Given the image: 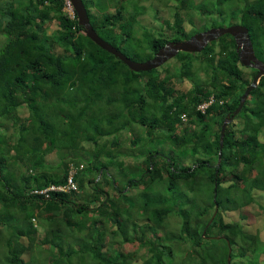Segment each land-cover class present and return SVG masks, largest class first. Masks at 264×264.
<instances>
[{
	"label": "trees",
	"instance_id": "obj_1",
	"mask_svg": "<svg viewBox=\"0 0 264 264\" xmlns=\"http://www.w3.org/2000/svg\"><path fill=\"white\" fill-rule=\"evenodd\" d=\"M82 1L98 36L134 61L240 24L264 63V0H161L173 17L159 20L155 9L156 26L137 20L146 7L140 0ZM63 7L64 0H0L1 264H29L35 249L37 264L50 255L51 264H86V257L227 264L228 255L229 264H264V77L226 127L217 165L222 122L257 73L239 64L234 39L226 34L199 54L179 53L172 70L134 72L90 41ZM136 28L144 31L138 47ZM185 81L191 87L181 92ZM210 96L205 112L196 110ZM63 148L73 156L42 168ZM51 186L67 190L34 193ZM178 216L174 233L163 229Z\"/></svg>",
	"mask_w": 264,
	"mask_h": 264
},
{
	"label": "water",
	"instance_id": "obj_2",
	"mask_svg": "<svg viewBox=\"0 0 264 264\" xmlns=\"http://www.w3.org/2000/svg\"><path fill=\"white\" fill-rule=\"evenodd\" d=\"M70 2L76 12L78 25L82 27L85 36L99 48L116 57L129 70L134 72H147L153 69H157L169 59L174 58L180 52H201L209 43L226 34L230 35L234 39L235 51L238 55L240 65L244 67L254 68L257 73L253 77L251 83L245 89L243 95L240 97V101L236 109L231 114H228L223 120L220 128V143L217 162L218 165L220 161V151L223 145L226 126L231 123L234 117L240 113L248 95L258 85L259 79L264 77V63L258 60L254 54L253 45L248 34V29L243 25H231L229 27L211 28L204 32L196 33L189 39L184 41L168 42L163 47H161L151 59L137 62L123 55L119 50H117L115 47L98 36L89 22V18L87 16L86 9L82 3V0H70ZM229 262L230 256L228 255L227 263L229 264Z\"/></svg>",
	"mask_w": 264,
	"mask_h": 264
},
{
	"label": "rangeland",
	"instance_id": "obj_3",
	"mask_svg": "<svg viewBox=\"0 0 264 264\" xmlns=\"http://www.w3.org/2000/svg\"><path fill=\"white\" fill-rule=\"evenodd\" d=\"M99 1H103V0H99ZM124 2H126L127 4H128V6H130L131 5V3L129 2V0H123ZM137 5H140L139 7H143V6H146L145 7V13L144 14H142V15H137V20L140 22V23H142V24H145V25H148V26H156V25H158V23H157V21L158 20H156V19H154L153 17H152V13L151 12H154V10L156 9L157 10V12H158V14H157V18L159 19V20H162V19H172V12H171V10L167 7V6H163L162 4H161V0H140L139 2H138V4ZM106 6V5H105ZM153 16H154V13H153ZM195 23H196V25L199 27V26H201V24H200V17H198V18H196L195 19ZM184 28H185V30L186 31H188L189 29H190V25H189V23L187 22V21H185L184 22ZM146 27V26H145ZM147 28V27H146ZM143 33H144V31L142 30V29H140V28H136L135 29V32H134V36L136 37V39H137V43H136V45H135V47H138L139 45H140V43H139V41H141L142 40V37H143ZM262 42H264V36H262V40H261ZM1 42V41H0ZM171 63V64H170ZM170 64V70H172L176 65H177V63H176V61L175 60H173V59H171V60H169L167 63H165L164 65L167 67L168 65ZM249 71L248 70H246L245 72H244V75H245V78L246 79H249ZM251 78V77H250ZM252 79V78H251ZM187 88H188V85H184L183 87H181L180 89V91L181 92H186V91H188L187 90ZM68 101H70V100H68ZM59 103H61V105L63 106V108L65 109V111H67L68 109H69V112H70V110H71V105H68L67 103H66V101L63 99H60L59 100ZM113 106V105H112ZM114 109V106L113 107H110L109 108V110H110V112L112 111ZM19 110L21 111L20 113H21V117L22 118H25V117H27L28 116V112L24 109V108H19ZM240 114V113H239ZM240 117H241V115H240ZM6 126H8V124H5ZM68 128V125L66 126V129ZM10 132L12 131L11 129L9 130ZM12 134V133H11ZM121 135H122V138L123 139H128V138H130V134L128 133V132H122L121 133ZM14 139H12L11 138V141H13ZM127 141V140H126ZM125 145L127 146V148H129L130 146H129V143H128V141L125 143ZM85 148H87L88 149V145H85ZM131 149H133V148H131ZM123 149H121V151H122ZM71 151L72 150H66V149H62V150H59L58 151V153H57V157H55V154L54 153H52L51 155H49V156H51L50 157V159H49V161L50 162H53V163H55L56 161H58L57 159H64V158H66V159H69L71 156H73L72 155V153H71ZM128 151H130V149H128ZM125 162H126V164L127 163H131V160H129L128 159V161L125 159ZM48 163L49 162H45L44 164H43V167L42 168H48V166L49 165H51V163H49V165H48ZM109 170H110V173H114V168H113V166H111L110 168H109ZM100 176H101V172L99 173V175L97 176V178H96V181L100 178ZM85 177L86 178H89V177H91V176H89V175H87V174H85ZM93 177V176H92ZM224 187H226V184H224L223 185ZM210 189V187H207V188H205V190H206V192L208 193V190ZM109 193L111 192V190L109 189V191H108ZM82 195L84 196V194L82 193ZM261 197H263L264 198V195H262ZM205 201V200H204ZM92 205V204H91ZM193 212L194 213H196L197 212V208H195L194 210H193ZM215 212H216V208H215V210H214V213H213V215L215 214ZM34 218H36V219H33L32 220V223L34 224V225H37L38 224V222L40 221V219L41 218H39L38 216H35ZM194 218V216L192 217V219ZM171 219V218H170ZM181 221L182 220V218L180 217V216H178L177 218H175V219H173L174 221L169 225V226H165L164 224H162V226H163V229H166L167 231H172V233H174L173 231L175 230V226L174 225H176V223H179V220ZM38 220V221H37ZM83 220H85V219H83ZM97 220H99V218H97ZM101 221L102 222H104V220L103 219H101ZM204 232V231H203ZM86 234H87V232H85ZM85 233H83L82 235H81V240L80 241H82V238L84 237V235H85ZM176 233H177V231H176ZM163 235H166V237H169L170 235H169V233L167 232V234H165V233H163ZM110 236V234L108 233L107 234V237H109ZM187 243V245H188V247H190V246H192V242H190V241H188V242H186ZM26 245H27V242H26ZM38 250L39 249H35V251H33V253H34V256H32L31 257V259H30V261H26L29 257L28 256H30L32 253H31V249L29 250V252L27 253V255L28 256H25L24 257V260L26 261V262H29V264H37V263H39V262H43V259L41 258V256L38 254V253H36V252H38ZM76 250H77V248H76ZM42 251H46V249H45V247H43V249H42ZM141 252L142 253H145L144 252V250H141ZM210 252V251H209ZM2 252H0V254H1ZM1 257H2V255H0ZM51 255L50 256H47V259L45 258V262H44V264H51V263H53L52 261H51ZM1 262H2V260H0V264H1ZM85 262H86V264H91L92 262H90V259L88 258V257H86V259H85Z\"/></svg>",
	"mask_w": 264,
	"mask_h": 264
},
{
	"label": "clouds",
	"instance_id": "obj_4",
	"mask_svg": "<svg viewBox=\"0 0 264 264\" xmlns=\"http://www.w3.org/2000/svg\"><path fill=\"white\" fill-rule=\"evenodd\" d=\"M82 3H83V1H82ZM86 9V8H85ZM67 15H68V17H70L71 19H73L74 18V16H76V18H77V15H76V12H75V10H74V8L72 7V4H71V2H70V0H64V7H63V9H62ZM233 25H235V24H233ZM236 25H240V24H236ZM214 28H220V27H214ZM209 30V29H208ZM206 31V30H205ZM202 32H204V31H202ZM199 33H201V32H199ZM133 34H134V31H133ZM144 34V33H143ZM193 36V35H192ZM135 40H137V39H135ZM216 41V40H215ZM210 44V43H209ZM116 48V47H115ZM117 49V48H116ZM118 50V49H117ZM202 52V51H201ZM201 52H198V53H191V54H199V53H201ZM156 53V52H155ZM180 53H182V52H180ZM183 53H185V52H183ZM186 53H188V52H186ZM179 54V53H178ZM177 54V55H178ZM124 55V54H123ZM177 55L174 57V58H171V59H175L176 57H177ZM130 58V57H129ZM131 59V58H130ZM171 59H169V60H171ZM168 60V61H169ZM259 60V59H258ZM145 61V60H144ZM168 61H166L165 63H167ZM137 62H142V61H137ZM164 63V64H165ZM263 63V62H262ZM163 64V65H164ZM171 64V63H170ZM240 64V63H239ZM170 66V65H169ZM244 67V66H243ZM246 68H249V67H246ZM254 69V68H253ZM256 75V74H255ZM202 79V81H204L205 79H206V76H205V74H203V75H201L200 76ZM250 77V76H249ZM253 79V78H252ZM252 81V80H251ZM259 81H260V79H259ZM259 81H258V83H259ZM251 83V82H250ZM188 85V88H187V90H189L190 89V87H191V85L188 83V82H184V84L182 85V87L184 86V85ZM248 87V86H247ZM246 87V88H247ZM186 92H188V91H186ZM243 95V94H242ZM241 95V96H242ZM240 96V97H241ZM249 98V95H248V97H247V99ZM246 99V100H247ZM245 100V101H246ZM209 101H212L209 105H211L214 101H215V99H214V97L213 96H210L209 97V99H208V101H205V102H203V103H201V104H206V103H208ZM240 101V100H239ZM239 104V103H238ZM245 104V103H244ZM200 105V104H199ZM208 105V106H209ZM198 106V105H197ZM207 106V107H208ZM244 106V105H243ZM206 107V108H207ZM197 108V107H196ZM206 108L204 109V111L203 112H205V110H206ZM243 108V107H242ZM197 110V109H196ZM201 112V111H200ZM202 112V113H203ZM241 112V111H240ZM236 117V116H235ZM235 117H234V119H235ZM234 119H233V121H234ZM182 120H183V122H186V120H187V118H186V116L183 114L182 115ZM232 121V122H233ZM231 122V123H232ZM223 123V122H222ZM231 123H229V124H231ZM228 124V125H229ZM227 125V126H228ZM226 126V127H227ZM84 146L86 145V144H83ZM89 146V145H88ZM47 162H48V160H47ZM49 163H53V162H50L49 161ZM54 164V163H53ZM72 170L70 171L71 172V175H72V173H74L75 171H76V168H74V167H70ZM81 168V167H80ZM73 186V187H72ZM226 187H227V184H226ZM68 188H71V189H75V185L71 182V177L69 178V180H68ZM64 190H67L66 188H62V187H54V186H51V187H48L47 189H45V190H43V191H41V192H34V193H46V192H49V191H64ZM205 233V230H204V232H203V234ZM230 254V253H229ZM230 256V255H229ZM227 259H228V257H227ZM230 260H231V257H230ZM230 263V262H229ZM228 264V263H227Z\"/></svg>",
	"mask_w": 264,
	"mask_h": 264
},
{
	"label": "built area",
	"instance_id": "obj_5",
	"mask_svg": "<svg viewBox=\"0 0 264 264\" xmlns=\"http://www.w3.org/2000/svg\"><path fill=\"white\" fill-rule=\"evenodd\" d=\"M212 101H209L208 103H206V104H200V105H198L197 106V110H199V111H201V112H203L204 111V109L211 103ZM73 187V186H72Z\"/></svg>",
	"mask_w": 264,
	"mask_h": 264
},
{
	"label": "bare ground",
	"instance_id": "obj_6",
	"mask_svg": "<svg viewBox=\"0 0 264 264\" xmlns=\"http://www.w3.org/2000/svg\"><path fill=\"white\" fill-rule=\"evenodd\" d=\"M229 27V26H228ZM251 40V39H250ZM205 49V48H204ZM203 51V50H202ZM73 182V181H72ZM74 183V182H73ZM76 185V184H75Z\"/></svg>",
	"mask_w": 264,
	"mask_h": 264
}]
</instances>
